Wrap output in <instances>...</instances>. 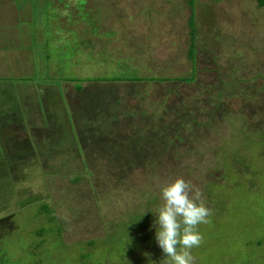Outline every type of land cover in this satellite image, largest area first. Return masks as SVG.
Wrapping results in <instances>:
<instances>
[{"label": "rangeland", "instance_id": "obj_1", "mask_svg": "<svg viewBox=\"0 0 264 264\" xmlns=\"http://www.w3.org/2000/svg\"><path fill=\"white\" fill-rule=\"evenodd\" d=\"M177 177L196 264H264V5L0 0V264H163Z\"/></svg>", "mask_w": 264, "mask_h": 264}, {"label": "clouds", "instance_id": "obj_2", "mask_svg": "<svg viewBox=\"0 0 264 264\" xmlns=\"http://www.w3.org/2000/svg\"><path fill=\"white\" fill-rule=\"evenodd\" d=\"M163 203L153 212L156 241L163 264H196L192 249L203 242L199 226L210 223L212 210L204 203L202 191L190 181L177 177L161 187Z\"/></svg>", "mask_w": 264, "mask_h": 264}, {"label": "trees", "instance_id": "obj_3", "mask_svg": "<svg viewBox=\"0 0 264 264\" xmlns=\"http://www.w3.org/2000/svg\"><path fill=\"white\" fill-rule=\"evenodd\" d=\"M256 3H257L258 6H263L264 5V0H256ZM193 15H194V13H192L190 15V26H191L190 34L192 32H194V30H195V26L193 24ZM191 37L193 38V35H191ZM192 38H191V40H192ZM193 52H194V42H191L190 45H189V49H188V53H189V55L191 57H193Z\"/></svg>", "mask_w": 264, "mask_h": 264}]
</instances>
